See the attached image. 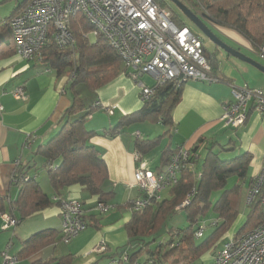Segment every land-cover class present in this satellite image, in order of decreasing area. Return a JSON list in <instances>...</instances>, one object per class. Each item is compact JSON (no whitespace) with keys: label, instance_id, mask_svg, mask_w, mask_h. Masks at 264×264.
Instances as JSON below:
<instances>
[{"label":"crops","instance_id":"obj_1","mask_svg":"<svg viewBox=\"0 0 264 264\" xmlns=\"http://www.w3.org/2000/svg\"><path fill=\"white\" fill-rule=\"evenodd\" d=\"M211 25L220 35L231 41L235 48L246 49L247 56L253 58L252 54H258L251 42L237 31L213 23ZM203 41L208 60L216 57L218 61L215 75L220 80L184 83L182 100L173 110L172 136L165 137L162 144L147 155L138 153L135 146L136 134L139 133L144 140L162 135L167 130L162 123L132 125L118 131L115 136H110L107 132L117 124L118 116L137 111L144 105L140 88L123 62L124 70L93 91L94 97L89 108L93 107L94 111L87 119L86 127L98 134L91 142L101 150L108 166V179L102 188L110 195L100 199L78 184L61 189L59 198H76L82 202L88 223V227L68 243L62 241L60 204L56 200L47 169L43 167V159L40 158L42 162L39 163V156L36 154L38 147L55 134L59 128L57 121L72 105L74 95L68 88L71 81L65 75L57 76L48 64L23 59L16 53L0 60V97L4 106V111L0 113V196L5 197L6 203L17 200L20 188L13 183V176L21 166L35 177L52 202L21 220L16 228L3 229L4 221L0 215V263L2 252L8 246L10 254H19L28 239L47 232L46 235L51 233L54 236L53 241L29 256L22 255L17 264H31L39 259L46 260L69 254L74 258L73 264H117L131 253L127 246L128 234L125 226L133 216V201L142 194L136 185L135 172L141 167L153 172L163 170L165 165L161 156L167 143L176 148L180 145L193 146L200 139H204L197 168L200 167L204 147L213 143L233 148L221 155L224 158L250 153L251 161L245 181L247 192L252 178L260 173L264 163V116L251 108L246 123L237 129L226 125L221 117L224 103L233 98L234 88L249 86L264 91V72L229 55L217 45L211 52L208 51L204 36ZM257 56L263 60L259 54ZM146 76L150 81L145 80ZM141 80L153 84V77L150 75L142 76ZM19 85L25 88V98L18 100L12 91ZM79 95L81 96L80 93ZM96 101L103 105L116 106L114 114H108L102 107H94ZM29 135H34L35 139L32 147L26 148ZM100 201L107 203L109 210L100 212L97 209ZM102 240L106 243V251L102 254L94 253V248ZM60 243H65L66 247L57 253ZM122 264L129 262L123 260Z\"/></svg>","mask_w":264,"mask_h":264},{"label":"trees","instance_id":"obj_2","mask_svg":"<svg viewBox=\"0 0 264 264\" xmlns=\"http://www.w3.org/2000/svg\"><path fill=\"white\" fill-rule=\"evenodd\" d=\"M155 1L162 7L168 6V0ZM181 1L206 20V23L237 31L251 42L256 51L264 45V0ZM27 2L28 0H23L18 3L10 16L0 22V60L16 53L9 21ZM173 14V19L178 25H186L179 19L174 9ZM70 29L74 37L71 46L59 50L50 35L41 55L42 62L55 70L57 76H67L73 89L78 84L84 83L95 90L110 82L124 70L121 59L103 35H100L95 42L89 40L87 33L93 29V26L83 15L71 19ZM208 61L215 74L218 68L216 57ZM183 87L184 83L165 82L141 109L122 115L117 124L107 130L108 134L115 136L118 131L126 127L146 121L152 124L160 122L167 127L162 135L145 140L139 136L135 142L140 155H147L157 149L165 137H171L173 134V110L182 100ZM73 95L72 105L57 121L59 130L45 144L38 147L36 155L43 159V167L47 169L57 198L61 195L63 187L78 184L91 195L104 199L110 195L106 194L102 188L108 179V166L101 150L91 142V139L98 134L86 127V121L92 115L94 108H87L77 90L74 89ZM203 142L204 139H200L197 144L187 147L193 152H199ZM176 148H172L171 143L165 144L161 156L165 166ZM204 149L200 167L197 168L198 162L195 166L186 164L180 172L178 182L170 188L168 197L161 201H154L144 210L133 212L131 220L125 226L128 234L127 246L130 247L131 252L127 256L129 264L197 262L213 248L218 235L222 234L220 232L235 220L244 195L251 154L246 152L224 158L221 155L230 152L233 148H227L218 143L207 145ZM23 169L24 167L20 166L13 176L14 180L19 176L29 175L27 181H13L20 188L17 200L6 203L5 197L0 196V214L8 213L20 220L52 204L40 183ZM231 178H236V182L228 187L227 184ZM192 190L194 194L188 197ZM217 191L221 193L213 203L212 195ZM185 201H189L188 204L178 209L177 207ZM58 203L61 204L60 200ZM251 206L250 217L255 215L254 221L252 223L249 221L235 236L263 222L264 208L260 201H256ZM180 210H186L188 226L183 229H169V238L158 242L156 235L160 229L171 215ZM210 212L215 215L206 219ZM84 219L87 222L85 216ZM216 219L218 225L213 227L211 235L204 240L196 237V232L203 222ZM46 233H40L28 239L18 254L19 259L22 255L29 256L51 243L54 236L50 235L51 233L46 235ZM73 260V256L69 254L46 260L39 259L31 264H73ZM122 263L123 259H120L117 264Z\"/></svg>","mask_w":264,"mask_h":264},{"label":"built area","instance_id":"obj_3","mask_svg":"<svg viewBox=\"0 0 264 264\" xmlns=\"http://www.w3.org/2000/svg\"><path fill=\"white\" fill-rule=\"evenodd\" d=\"M78 15H83L93 26L87 33L91 42H95L100 35L107 39L112 50L129 70L130 76L137 82L144 103L168 81L181 84L188 81L220 80L212 72L206 57L202 34L194 32L188 25H178L173 19V11L160 6L155 0H28L9 21L16 54L26 60L42 62V50L50 35L59 50L68 48L74 42L70 21ZM258 54L264 60V45ZM144 75L152 76L153 84L141 80ZM12 94L18 100L24 99V86H17ZM232 95V100L223 105L221 119L226 125L236 129L243 126L251 108L264 116V91L261 88L236 87ZM94 107H102L110 115L114 114L116 108L103 105L100 101H96ZM3 111L0 97V113ZM136 136L139 137V133ZM34 139V135H29L25 147L31 148ZM200 158V152H193L187 146L180 145L160 172L138 168L135 180L142 194L133 201L132 210H144L154 201L164 199L162 192L178 182L184 166H195ZM28 179L29 175H26L13 181ZM193 194L194 190L188 197ZM56 200L61 202L62 241L68 243L88 227L84 219L85 211L82 202L76 198ZM256 201H260L264 208V163L260 173L252 178L246 192L248 205ZM188 202H183L177 208L180 209ZM109 208L103 201L97 204L100 212H106ZM0 215L4 221L3 229L16 228L21 222L8 213ZM217 225V219L203 222L196 237L203 238L208 227ZM106 248L102 240L93 252L102 254ZM123 260L127 261L128 257ZM18 261V254H10L9 246L2 252L0 264H17ZM213 264H264V220L239 236H228L216 253Z\"/></svg>","mask_w":264,"mask_h":264},{"label":"rangeland","instance_id":"obj_4","mask_svg":"<svg viewBox=\"0 0 264 264\" xmlns=\"http://www.w3.org/2000/svg\"><path fill=\"white\" fill-rule=\"evenodd\" d=\"M22 1L23 0H0V22L4 21L8 16H10V14L13 12V10L17 7L18 3L22 2ZM167 8L171 9L172 11L174 9L178 13V16H179L180 20L185 22L186 25H188L194 32L200 33L198 28L191 21H189L184 14H182V12L177 8L175 3H173L170 0H168ZM207 24L210 27V29L218 37H220L224 42H226V43H228L230 45H233V43L231 41H229L228 39H226L225 37L220 35L211 24H209V23H207ZM204 38H205V41L207 43V50L211 52L212 48H214L216 46V44H214L211 40L206 39L205 36H204ZM239 49H241V51L243 53H245V54L248 53V51L246 49H244L243 47H240ZM257 55L256 54H252V57H253L252 59H254V60L256 59L262 65H264V61L263 60L261 61L258 58ZM236 62H239V64H243L241 61H236ZM145 80H149L150 81L148 76L145 77ZM68 88L70 89V91L73 94H74V89L77 90L81 94V97L84 100V103L86 104V106L88 108L91 106V102H92V99L94 97V93H93L94 90L88 88L87 85L84 84V83L78 84L74 89L71 87V85H69ZM101 114H104V113H101ZM119 118L120 117L118 116L117 119H119ZM142 124H144V126L152 125V123L146 121V122L137 124V126H141ZM58 130L59 129H57V131ZM156 131H158V130H156ZM40 158L41 157L39 156V158L37 159L39 161V163L42 162V159H40ZM202 161L203 160H201V163H202ZM234 182H236V178H231V180H229V182L227 184L228 187H231L234 184ZM169 190H170V188H168V189H166V190H164L162 192V196L164 197V199L166 197H168ZM220 193H221V191H217V192L213 193L212 199H211L213 203H215V201L219 197ZM243 194L244 195L242 197V202L240 203V206H239V212H238L235 220L230 224V226H228L226 229H223L220 232L222 234L218 235L217 240L215 241V244H214L213 248L210 251H208L204 256H202L197 262H213V259H214L215 255H216V253L222 248L223 242L225 241L226 237L233 236V235L237 234L249 221L251 223L254 221L256 216L253 215L252 217H250L252 206L248 205L247 202H246L245 187H244V193ZM182 204H183V202H182ZM214 215L215 214L213 212H210L206 219H209L210 217H213ZM187 226H188V221H187L186 210L176 211L173 215H171L169 217V219L165 222L164 226L160 229V231L156 235L157 241L161 242V241L167 240L169 238L168 237L169 229H171V228L183 229V228H185ZM211 228H213V227H208L207 228V230L205 232V237L202 238V240L206 239L209 235H211V233L213 231V229H211ZM65 247H66L65 243H60V246L58 248V252L57 253H60L62 248H65Z\"/></svg>","mask_w":264,"mask_h":264},{"label":"water","instance_id":"obj_5","mask_svg":"<svg viewBox=\"0 0 264 264\" xmlns=\"http://www.w3.org/2000/svg\"><path fill=\"white\" fill-rule=\"evenodd\" d=\"M177 8L186 16V18L191 21L200 31L201 34H203L206 38L211 40L214 44H216L221 50L225 51L229 55L238 58L239 60L243 62H247L259 70L264 72V65H262L260 62L252 59L251 57L247 56L245 53L240 51L239 49H236L232 47L230 44L224 42L220 37H218L208 26L206 23V20H204L200 15L196 14L191 8H189L184 2L181 0H170Z\"/></svg>","mask_w":264,"mask_h":264},{"label":"flooded vegetation","instance_id":"obj_6","mask_svg":"<svg viewBox=\"0 0 264 264\" xmlns=\"http://www.w3.org/2000/svg\"><path fill=\"white\" fill-rule=\"evenodd\" d=\"M232 47H234V46H232ZM235 48V47H234ZM236 49H239V48H236ZM240 50V49H239Z\"/></svg>","mask_w":264,"mask_h":264}]
</instances>
